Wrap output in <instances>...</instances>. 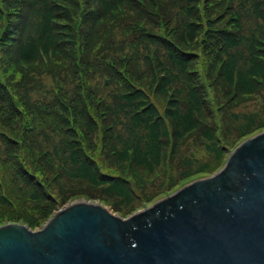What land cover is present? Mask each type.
I'll use <instances>...</instances> for the list:
<instances>
[{"label": "trees", "instance_id": "1", "mask_svg": "<svg viewBox=\"0 0 264 264\" xmlns=\"http://www.w3.org/2000/svg\"><path fill=\"white\" fill-rule=\"evenodd\" d=\"M146 2L0 0V136L10 147L0 153V221L23 219L31 227L41 225L60 199L65 203L77 196L64 185L73 177L88 187L101 188L103 198L115 199L126 216L181 183L224 165L233 133L228 126L222 135L210 111L242 106L260 97L257 107L261 110L231 116L242 140L264 129V119L259 117L264 112V0H180L181 12L175 21L167 18V9L160 8L161 4L166 8L167 0ZM153 17L155 27L147 26ZM244 19L256 21L255 27L244 26ZM121 22L126 24L122 34L131 39L133 52L138 50L131 58L118 54L123 52L121 47L114 53V34H108L109 26ZM174 22L178 25H171ZM219 23L225 27H218ZM86 39L92 57L99 46L94 68L109 69L106 84L122 86L111 95L110 103H106L108 95L104 100L95 91L83 70L87 65L80 53ZM198 40L211 63L205 78L209 85L216 82L221 87L215 106L202 77L193 75L197 50H184L178 44L192 48ZM105 50L113 52L104 57ZM69 59L70 73L82 69L73 72L80 98L68 96L59 87V98L37 105L31 99L37 66L56 77L58 63ZM18 61L26 62L29 69L19 67ZM134 68L140 77L133 74ZM195 134L204 140L206 157L201 159L183 152L191 148ZM129 162L145 179L127 169L126 174L121 172L125 168L120 165ZM168 164L171 172L175 165L180 167L178 180L172 173L153 190H137ZM23 211L27 213L21 215Z\"/></svg>", "mask_w": 264, "mask_h": 264}, {"label": "water", "instance_id": "2", "mask_svg": "<svg viewBox=\"0 0 264 264\" xmlns=\"http://www.w3.org/2000/svg\"><path fill=\"white\" fill-rule=\"evenodd\" d=\"M0 264H264V131L127 218L77 203L40 230L0 226Z\"/></svg>", "mask_w": 264, "mask_h": 264}, {"label": "rangeland", "instance_id": "3", "mask_svg": "<svg viewBox=\"0 0 264 264\" xmlns=\"http://www.w3.org/2000/svg\"><path fill=\"white\" fill-rule=\"evenodd\" d=\"M139 1H141L142 3L146 2V0H139ZM238 1H240V0H237V2ZM162 2H164V1H162ZM167 2H168V5L166 6V8L163 7L165 4H161L160 8L161 9H167V15H166L167 18L173 19L175 21V18L176 17L178 18V15L181 12V9L179 7L181 5V2H180V0H167ZM146 5H150V4L146 2ZM157 7H159L158 4H157ZM211 10L212 11L215 10V13L218 12V9L213 8ZM156 11H158V9H156ZM132 16H134V15H132ZM155 23H156V20L153 17V19L150 20V24L147 26L155 27L154 26ZM243 23H245L244 26H249L251 24V28L255 27V25H256V21L251 22L250 20H247V19H244ZM125 25L126 24L123 22L118 23V24H112L108 28V30H109L108 34L109 35L114 34L112 36L114 39H111V42L116 43V47L113 50L114 53L117 54L115 51L117 49H119V47H121L123 52L119 51L118 54L120 56H127V57L131 58V57H133V54L136 55L138 53V50H137V53H134L133 50H135V49L131 48V46H132L131 39L127 38L126 36H124L122 34V31L126 28ZM171 25L176 26L178 24H176L174 22ZM217 26L218 27H225V23H219ZM159 30H160V32H162L161 29H159ZM99 32H101L100 36L103 38V36H102L103 30H99ZM178 44L180 46H182V49H184V50H191V49L197 50L196 52L198 54L199 59H198V61H196L197 63L195 64V67H194L196 71L193 73V75H197L196 76L197 78L202 77L201 82L203 79L205 84H206V85H204L205 90L206 91L208 90V93L211 96V98L209 97L210 98L209 101L211 103H213V106L217 105L218 103L215 101V97H216V94L221 93L220 92L221 87L218 86V84L216 82L212 85H209V79L205 78L206 69H208L209 72L211 71V63H210V58L208 56L207 51H204L202 49V47L200 46L201 43L199 42V40H198L197 44L195 46H193L192 48L189 46H183L180 42H178ZM107 46H109V45H107ZM98 49H99V46H97L96 52H95L94 56L92 57L89 53V50H90L89 41L87 39L85 40L84 48L82 49L80 56L82 58H84L83 63L84 64L86 63V65L88 67L86 66L83 70H87L86 77L89 79H92L95 91L97 93H100L102 95V98H104V100H105V97L108 95V99H107L106 103H110L112 101L111 95L114 92H117L118 90L122 89V86L121 85H112V86L107 85L106 81H107L108 77L106 75L109 72V69L104 68L103 66H99V67L96 66V68H94V66L97 63L94 62L93 58L97 54ZM113 51L105 50L102 55L104 57L109 56V54ZM141 53L143 56H145L144 50H142ZM143 56H139V58L138 57H136V58L142 59ZM159 57L161 59H163L162 54H160ZM212 57L213 58L215 57L214 53L212 54ZM51 58L52 57H49L48 59L50 60ZM19 61H18L19 67L24 68V70L29 69V66L27 64H25L23 62H19ZM43 61H44V63L47 62L46 60H43ZM71 64H72L71 59H69V62L67 61L66 64L58 63V67L56 68V70H58L56 77H53L51 75V73H49L47 70H40V65L37 66V69L35 71L36 75L34 76V78H32L33 82L31 83V94H32L31 99L33 101H35L37 103V105H38V103H40V101L47 103L49 100H52L55 96H58V98H59L61 95V92H58V90H57V88H59V87H60L61 91H66V94H68V96H71V94H73V97L75 99L80 98V85H79L78 80H77L76 72L75 73H73V72L77 71V70H79V72H81L82 69H74V71H71V73H70L69 70L66 68L70 67ZM77 65H78V63H75V64H73V67L74 66L76 67ZM131 65H133V63H131ZM91 68H92V72H91ZM146 70H147V68H146ZM148 70H149V66H148ZM198 71H200V73H198ZM94 72L97 73L96 77H94ZM139 73L140 72L137 68L133 69V74L135 76L140 77ZM214 74H215V72L213 71V75ZM16 78H18V76H16ZM89 91L92 92L90 89H89ZM96 92H92L94 97H98V94ZM65 96H66L65 94L62 95V100H65ZM223 99H225V96H223ZM260 103H262V101H261V98L258 97V98H255L254 100H250V101L245 102L242 106L234 107L233 105H230L229 108H227V109H223V110L215 109L213 111H210L213 114L212 115V118H213L212 121L215 123L216 127L218 124L219 130L222 131V133L220 131L218 133L225 135L226 131H228L227 130L228 126L230 127L229 132L233 133L232 137L229 139L231 141V144H232L231 150H234L235 148H237V146L244 140V139L242 140V138H240V135H238L237 122L232 119V116H231L232 112L242 111V112L249 113V112L259 111V110H261V108L259 109L260 106L259 107H257V106ZM259 117L261 119L262 118L264 119V112L263 111H262L261 115L259 114ZM123 120H124V118H123ZM259 131H261V130H259ZM259 131L257 129L251 135L258 133ZM93 133L94 132H89V135L91 136ZM3 137L0 136V153L3 150H7L10 148V147H7L6 143L4 144L5 141H4ZM57 140L60 142L61 138L59 137V138H57ZM202 141L204 142V140L200 139V137L197 136V134H195V138L193 140H191V143H192L191 148L187 150L185 147L183 152L187 153L188 155L190 153H195V156L198 159L206 157L205 147H204V145H202ZM40 142H41L40 140L37 141V143H39V144H40ZM87 142H88V140H87ZM90 144L91 143L88 142V146H90ZM104 154L107 157H109V155H107L106 152ZM227 158H228V156H227ZM175 163H177V161ZM120 168L121 169L125 168V169H122V171H121L124 174H126V172H124V171L127 169L128 171H130L135 176H137L139 178H144L142 172L140 170L134 168L132 166V164H127V163L123 164V165L121 164ZM179 170H180V167H178V164H177V165H175L174 170L171 172L170 171V165L168 164L165 167L159 168L158 171L156 173H154L152 176L146 175V177L148 176L150 179L146 182L145 185H143V187H137L136 186V188L141 193H143V189L146 191H149L148 189L153 190L160 183H162V181H166L167 177L170 176V174H172V173L174 174L175 178L178 180L179 179V175H178ZM190 180H192V179H190ZM81 182L82 181H75V180H69V179L66 182L67 187H72V188H70V191L77 194V196L72 197L71 200L80 199V198L81 199L86 198L89 200H93V201H96L98 203L105 204L111 211L116 212L117 214L123 215L122 212L118 210V208L121 210V206H116V200L115 199L106 198V197L103 198L104 194L101 191L102 190L101 188H94L91 186L88 187L87 183L82 184ZM182 184H184V182L181 183V185ZM88 191H92V192H89L91 194V196L88 195ZM113 200H115V201H113ZM68 201H70V200H67L66 203ZM59 202L60 203H58V204L63 203L61 201V199L59 200ZM151 203H149V204H151ZM144 207H146V205L141 206L138 209H143ZM5 208H7V207H5ZM30 211H32V209ZM4 212H5V210L1 211V213H4ZM12 212H15V210H13ZM25 213H27V211H23V213L21 215H24ZM18 216L19 215H17V217ZM51 217H53V216H51ZM9 220L10 219H7V218L3 219L2 221H0V225L5 224L6 222H9ZM15 222H21V223L27 224V222L23 219L17 220Z\"/></svg>", "mask_w": 264, "mask_h": 264}, {"label": "bare ground", "instance_id": "4", "mask_svg": "<svg viewBox=\"0 0 264 264\" xmlns=\"http://www.w3.org/2000/svg\"><path fill=\"white\" fill-rule=\"evenodd\" d=\"M241 145H242V144H241ZM239 147H240V146H239ZM235 151H236V150H235ZM235 151H234V152H235Z\"/></svg>", "mask_w": 264, "mask_h": 264}]
</instances>
